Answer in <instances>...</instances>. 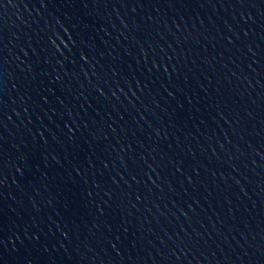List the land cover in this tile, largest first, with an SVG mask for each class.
<instances>
[{"label": "water", "instance_id": "95a60500", "mask_svg": "<svg viewBox=\"0 0 264 264\" xmlns=\"http://www.w3.org/2000/svg\"><path fill=\"white\" fill-rule=\"evenodd\" d=\"M0 264H264V0H0Z\"/></svg>", "mask_w": 264, "mask_h": 264}]
</instances>
